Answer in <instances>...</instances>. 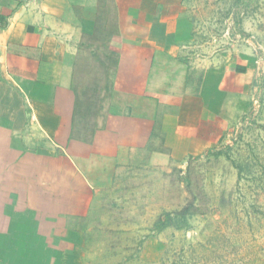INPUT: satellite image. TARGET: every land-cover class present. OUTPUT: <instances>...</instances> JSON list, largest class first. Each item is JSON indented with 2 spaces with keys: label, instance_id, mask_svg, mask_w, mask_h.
I'll list each match as a JSON object with an SVG mask.
<instances>
[{
  "label": "rangeland",
  "instance_id": "1",
  "mask_svg": "<svg viewBox=\"0 0 264 264\" xmlns=\"http://www.w3.org/2000/svg\"><path fill=\"white\" fill-rule=\"evenodd\" d=\"M183 1V28L191 31L184 46L195 47L190 55L221 72L227 87L208 97L212 146L179 159L170 150L120 152L105 174L91 156L83 171L92 198L63 197L64 189L82 193L74 178L55 183L60 197H24L25 211L37 213L25 212L23 221L38 224L41 238L54 239L50 248L62 253L61 264H264V0ZM93 57L74 80L79 140L93 136L102 119L92 83L106 75L94 69ZM82 83L88 91L83 104ZM29 122L23 151L39 146L42 167L62 170L48 167L47 158L64 151L48 148L51 136L34 133ZM12 184L13 192L21 185L24 195L47 193L46 183L29 175ZM12 204L9 199V223L20 216Z\"/></svg>",
  "mask_w": 264,
  "mask_h": 264
},
{
  "label": "crops",
  "instance_id": "2",
  "mask_svg": "<svg viewBox=\"0 0 264 264\" xmlns=\"http://www.w3.org/2000/svg\"><path fill=\"white\" fill-rule=\"evenodd\" d=\"M184 3L0 0V264H61L62 253L50 248L57 244L54 239L41 238L38 224L23 221L25 212L37 213L25 211L23 198L60 197L55 183L73 178L82 193L64 189L63 197L92 198L83 171L91 156L105 174L120 152L170 150L179 159L212 146L208 133L215 120L210 121L208 97L214 91L224 94L227 87L221 72L190 55L195 47L184 46L191 35L183 28ZM188 48L192 51L183 54ZM89 54L94 55L93 68L105 70L106 78L92 83L102 119L93 136L79 140L74 136V80L77 69L84 75ZM100 83L104 87L97 90ZM83 86L82 104L88 94ZM29 119L34 133L51 136L48 148L64 151L56 158L47 150L53 154L48 167L63 165L62 170L42 167L39 146L27 145L29 151H23L21 135ZM26 166L30 170L25 173ZM24 174L34 183H46L47 193L24 195L21 185L13 192L12 183H22ZM9 199L20 214L10 223Z\"/></svg>",
  "mask_w": 264,
  "mask_h": 264
}]
</instances>
